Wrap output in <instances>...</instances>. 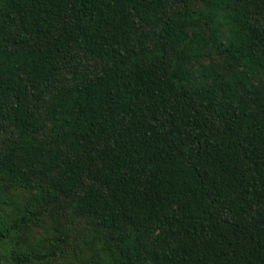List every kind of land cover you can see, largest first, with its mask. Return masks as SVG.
Returning <instances> with one entry per match:
<instances>
[{
    "label": "trees",
    "instance_id": "trees-1",
    "mask_svg": "<svg viewBox=\"0 0 264 264\" xmlns=\"http://www.w3.org/2000/svg\"><path fill=\"white\" fill-rule=\"evenodd\" d=\"M0 264H264V0H0Z\"/></svg>",
    "mask_w": 264,
    "mask_h": 264
}]
</instances>
